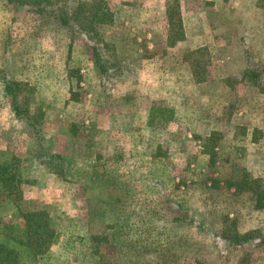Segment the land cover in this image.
<instances>
[{
	"label": "rangeland",
	"instance_id": "rangeland-1",
	"mask_svg": "<svg viewBox=\"0 0 264 264\" xmlns=\"http://www.w3.org/2000/svg\"><path fill=\"white\" fill-rule=\"evenodd\" d=\"M148 1L75 5L82 21L88 8L108 16L102 76L78 30L0 0V158L21 179L0 243L27 211L55 230L45 255L18 246V264H264V207L226 181L246 171L264 184V0ZM173 6L203 15L199 53L168 46ZM5 81L31 89L19 103L39 114V136L9 122ZM153 102L174 109L171 123L149 124Z\"/></svg>",
	"mask_w": 264,
	"mask_h": 264
},
{
	"label": "trees",
	"instance_id": "trees-1",
	"mask_svg": "<svg viewBox=\"0 0 264 264\" xmlns=\"http://www.w3.org/2000/svg\"><path fill=\"white\" fill-rule=\"evenodd\" d=\"M84 0H6V2L15 7H26L32 13L40 16H51L54 21H57L60 25L68 27L72 30H78L75 33L83 34L84 38L88 42V48L91 53L92 60L100 70V74H106L108 72L107 61L102 56V39L99 33V25L109 22L108 16H104L101 13L90 14L88 8V17H85V22L82 21L81 11L83 10L79 6H75ZM73 5V7H71ZM80 9V11H79ZM90 14V16H89ZM166 16L168 21L167 31V44L173 47L177 42L181 41L184 37L182 16L177 6L167 7ZM111 20V19H110ZM82 31V32H81ZM200 50L187 52L184 56H191L195 53H199ZM204 50V49H203ZM194 57L189 58L187 61L190 66H198ZM116 70L118 65L111 64ZM116 66V67H115ZM114 70V72H116ZM254 72L247 71L243 74V77L254 80L257 83V75ZM258 84V83H257ZM28 86L15 81L4 82V92L11 97V107L16 117L24 119L26 126L33 133V135H40L41 129L39 126V114L29 113L27 108H21L19 100L23 99L30 103V90ZM24 91H26L24 93ZM22 93V94H21ZM148 122L153 124L155 121H163L171 123L175 118V111L173 108L158 105L153 102L148 112ZM215 134V133H213ZM211 138H213V135ZM209 141V140H208ZM40 144V140L38 142ZM209 143V142H208ZM215 145V144H213ZM213 145L211 147H213ZM207 154H211L209 145H205ZM46 166L56 175H61L60 170L52 165L51 161H44ZM227 181V186L234 188L237 193L246 192L251 194V198L254 202V208L260 209L264 207V184L260 179L252 177L248 172L242 171L241 175L236 178H230ZM21 182L17 169L13 166L11 161L0 158V210L4 209L7 205L13 204L21 198L17 195L18 186ZM25 230L20 235H14L12 228L7 229L5 227L2 230V240L0 246L5 248L4 258L0 261V264H18V252L19 247H26L33 253V256L45 255L50 249L54 238L55 230L50 225L49 215L45 210L27 211L22 214ZM2 219H0V223ZM237 241L246 242L252 238L251 233L243 235L237 234L235 236ZM14 241L16 245L12 246L10 242ZM6 243V245H5ZM10 244L8 246L7 244ZM19 246V247H18Z\"/></svg>",
	"mask_w": 264,
	"mask_h": 264
},
{
	"label": "crops",
	"instance_id": "crops-1",
	"mask_svg": "<svg viewBox=\"0 0 264 264\" xmlns=\"http://www.w3.org/2000/svg\"><path fill=\"white\" fill-rule=\"evenodd\" d=\"M146 2H149V1L146 0ZM144 16H151V15H149V12L148 13L146 12L144 14ZM181 16H182V14H181ZM201 16H203L201 14V12H197V13L187 15V16H182V25H183L184 37L181 41L177 42L173 46L174 48L178 47L183 51L192 52V51L199 50L200 48L204 47V46L201 47L203 45L201 43V41H202V34L201 33H202V28H204V30H205L206 25L204 24L203 20L200 19ZM151 32H148V36H151ZM153 35H155L154 32H153ZM189 71H190V69H189ZM190 76L193 79V82L196 83V80H194L192 73H190ZM15 82H17V81H15ZM3 93L5 94L4 90H3ZM9 111H10L9 122H11L12 119H13V121H17V122H19L21 120V119L19 120V118L16 117L15 113L12 110L11 105L9 106ZM2 119H4V118L2 117Z\"/></svg>",
	"mask_w": 264,
	"mask_h": 264
}]
</instances>
